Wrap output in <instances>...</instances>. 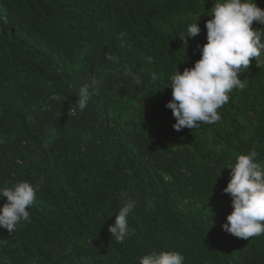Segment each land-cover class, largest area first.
<instances>
[{
  "label": "trees",
  "instance_id": "trees-1",
  "mask_svg": "<svg viewBox=\"0 0 264 264\" xmlns=\"http://www.w3.org/2000/svg\"><path fill=\"white\" fill-rule=\"evenodd\" d=\"M213 3L0 0V187L27 181L37 196L31 223L0 228V264H139L151 250L184 264H264V234L221 228L227 167L252 150L264 161V56L242 70L246 86L216 123L178 132L165 106L176 65L200 58ZM197 16L200 33L183 40ZM93 76L99 94L73 112ZM128 199L117 242L108 227Z\"/></svg>",
  "mask_w": 264,
  "mask_h": 264
},
{
  "label": "clouds",
  "instance_id": "clouds-1",
  "mask_svg": "<svg viewBox=\"0 0 264 264\" xmlns=\"http://www.w3.org/2000/svg\"><path fill=\"white\" fill-rule=\"evenodd\" d=\"M199 16L187 26L183 40L200 33ZM204 16L211 19L205 21L206 43L197 45L200 58L193 67H186L182 72L176 65L169 76L167 87L172 90V99L165 106L171 109L175 118L172 128L178 132L185 127L195 129L200 123L219 121L217 110L228 103V93L246 86L244 79L239 78L242 70L264 56V27H253L254 21L264 25V9L255 0H214ZM183 58L186 59L184 55ZM106 59L111 61L114 57L106 55ZM125 74L130 73L126 70ZM152 79H158L156 73L152 74ZM99 90L100 81L93 76L79 88L72 111H83ZM257 156L255 150L240 154L227 167L230 179L222 192L231 197L232 211L221 228L238 238L250 239L264 234V161L257 160ZM2 198H6V202L0 206V228L11 234L22 221L31 223L27 209L34 205L37 196L29 182L0 187ZM135 205V200L128 199L115 214L114 223L108 227L115 241L123 242L128 235V217ZM184 261L181 253L172 250H151L139 257V264H184Z\"/></svg>",
  "mask_w": 264,
  "mask_h": 264
}]
</instances>
